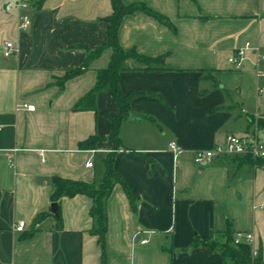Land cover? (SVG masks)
Listing matches in <instances>:
<instances>
[{
	"label": "crops",
	"instance_id": "1",
	"mask_svg": "<svg viewBox=\"0 0 264 264\" xmlns=\"http://www.w3.org/2000/svg\"><path fill=\"white\" fill-rule=\"evenodd\" d=\"M19 1L0 0V264H102L93 198L64 196L60 226L51 211L52 177L98 184L113 148L108 139L81 145L109 135L108 115L119 113L113 91L98 94L96 110L74 108L112 50L70 75L107 41L112 3L44 0L30 11L31 27L21 30ZM122 1L143 4L162 19L138 10L119 28L122 47L153 59H129L120 88L151 94L132 100L135 118L120 127L115 167L132 185L137 206L116 182L105 201V263L224 264L219 249L195 239L218 238L229 222L234 232L254 234L238 245L241 251L258 249L264 259V163L194 160L196 150L229 134L264 141V128L252 123L264 116V77L254 71L252 54L240 70L228 61L247 43L264 53V0ZM7 42L16 47L10 57ZM172 141L183 148L177 156Z\"/></svg>",
	"mask_w": 264,
	"mask_h": 264
},
{
	"label": "trees",
	"instance_id": "2",
	"mask_svg": "<svg viewBox=\"0 0 264 264\" xmlns=\"http://www.w3.org/2000/svg\"><path fill=\"white\" fill-rule=\"evenodd\" d=\"M44 0H34L33 8H40ZM113 12L105 18L108 24L107 41L100 47L94 49L88 55L84 65L77 70H74L70 75L80 72L82 69L87 68L89 63L97 58L103 50L110 48L112 50L111 60L109 65L98 71L97 81L94 87L75 105L77 110H96L97 96L105 89H111L114 93V98L119 107V113L109 114L108 117L111 121V130L109 135L105 137L92 136L84 140L81 145H94L99 139H108L112 142L113 148L110 150L105 158V171L97 184L95 182H88L81 179H74L60 175L52 177L53 192L52 200L58 203L57 218L58 223L62 224V215L60 212V202L64 196H74L78 193H84L93 198V205L91 213L96 221V227L92 230L98 237L99 243L102 247V264L105 263V235L107 232V213L105 201L110 195L112 188L116 182H120L130 200L132 207L137 206V199L134 195L132 185L130 182L116 169L115 159L118 151L122 147V140L120 137V127L125 119L133 115L131 102L140 95L151 94L146 90H135L124 93L120 88V74L123 71L129 70L128 60L135 58L145 62H150L153 59L145 57L137 52L135 48L125 49L120 44L119 28L125 15L133 14L138 10H142L152 16L162 19L159 13L151 10L143 4H130L126 5L122 0H111ZM257 129L264 128V116L253 120L252 122ZM232 157V156H226ZM243 162H248L253 165H261L264 163V157H251V156H233ZM41 216V214H39ZM236 232L233 231L232 223H228L227 229L220 234L218 238L213 235L207 240H200L196 237L195 244H203L210 249H219L221 251L224 264H264V259L259 251L258 255H248L241 251V249L234 243Z\"/></svg>",
	"mask_w": 264,
	"mask_h": 264
},
{
	"label": "built area",
	"instance_id": "3",
	"mask_svg": "<svg viewBox=\"0 0 264 264\" xmlns=\"http://www.w3.org/2000/svg\"><path fill=\"white\" fill-rule=\"evenodd\" d=\"M34 0H20L19 9L21 11L19 28L21 30H28L32 24V17L30 11L33 9ZM16 51V47L12 42H7L4 48V56L10 57ZM251 54L254 57L253 69L260 77H264V53L259 47H255L250 43L245 44L237 48L228 58L230 65L237 70L242 69L246 62L250 61ZM22 108L27 110H35V105L23 104ZM171 149L175 156L182 152L183 148L172 141ZM251 156V157H264V141L261 140L255 134H229L226 137L225 142H218L210 148L198 149L194 152V160L197 164H205L213 160L216 157L223 158L226 156ZM93 161L89 159L87 165H92ZM25 221L20 220L16 229L19 231L24 230ZM137 235V234H136ZM254 240V234L250 231H237L235 234L234 243L240 245L242 242H252ZM149 240L144 238L141 243H147ZM259 250L254 249L252 255H258Z\"/></svg>",
	"mask_w": 264,
	"mask_h": 264
},
{
	"label": "water",
	"instance_id": "4",
	"mask_svg": "<svg viewBox=\"0 0 264 264\" xmlns=\"http://www.w3.org/2000/svg\"><path fill=\"white\" fill-rule=\"evenodd\" d=\"M130 118H135V116L131 115ZM57 210H58V203L57 202H52L51 211L57 214Z\"/></svg>",
	"mask_w": 264,
	"mask_h": 264
}]
</instances>
